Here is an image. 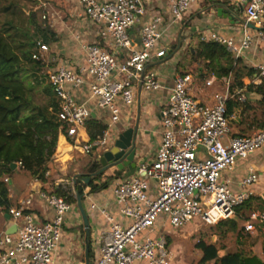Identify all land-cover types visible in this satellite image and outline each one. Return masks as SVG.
Masks as SVG:
<instances>
[{"label": "built area", "instance_id": "1", "mask_svg": "<svg viewBox=\"0 0 264 264\" xmlns=\"http://www.w3.org/2000/svg\"><path fill=\"white\" fill-rule=\"evenodd\" d=\"M33 12L41 11L47 20V3L32 0ZM151 1L163 3L167 15L157 13L146 17ZM239 6L245 17L244 36L240 48L226 41L217 32L200 35V42L224 44L234 55L249 48L252 37L248 24L258 28L264 19V0H228ZM198 0H79L86 18L98 27L99 41L84 45L85 63L73 71L65 66L53 67L48 45L39 43L37 60L45 64L44 78L59 100L57 123L68 137H75L91 118V104L109 112L110 120L101 137L85 146L89 154L93 148L109 149L110 135L120 120L121 108L136 105L137 91L146 93L163 88L158 67L170 54L162 39L165 31L181 25ZM205 10L197 15H204ZM139 28V45L133 42L130 30ZM155 58L156 61H151ZM264 85V64L259 66ZM216 77L204 80L211 87ZM194 78L189 73H176L166 99L159 110L161 142L150 162L139 164L138 175L122 180L114 189L118 214L127 222H116L105 209L90 205L108 224L97 235V253L93 264H175L167 248L165 227L183 229L194 222L214 226L235 217L236 209L252 195L251 186L258 182L255 173H248L234 192L224 175L231 173L239 160L247 159L264 147V125L250 136H232L226 117L225 102L229 92L211 96V104H204L192 95ZM84 88L85 100H78L75 92ZM240 90L235 91L239 95ZM238 100L244 102V95ZM16 168H21L17 163ZM144 174V176H140ZM8 178L4 182L8 183ZM153 183V186L151 185ZM74 194L73 188H71ZM90 189L83 191L87 196ZM38 198L53 210L50 221L40 223L29 211L32 198L19 200L6 214L14 234L0 231V264H52L62 226L70 205L54 194L39 192ZM258 229L264 233V213L252 212L243 225L245 234Z\"/></svg>", "mask_w": 264, "mask_h": 264}, {"label": "crops", "instance_id": "2", "mask_svg": "<svg viewBox=\"0 0 264 264\" xmlns=\"http://www.w3.org/2000/svg\"><path fill=\"white\" fill-rule=\"evenodd\" d=\"M44 1L47 3L48 25L58 39L54 44H47L49 56L55 60L52 66H65L77 72L85 63L84 45L99 41L98 27L86 18L79 5V0ZM218 8H222L229 19L217 16L216 9ZM200 10H205V14L202 16L197 15ZM157 13L164 17L163 27L165 28L168 19L163 3L149 2L146 6V17H153ZM245 22L241 8L230 4L228 0H198L181 25L172 26L164 33L162 45L170 51V54L166 57L165 64L158 67L160 83L163 88L148 93L138 89L136 105L129 109L121 108L120 120L111 131L113 137L109 148L121 132L138 127L134 162L138 166L141 163L153 160L161 142L159 110L162 102L167 97L168 88L171 87L176 73L191 74L183 71L185 66L182 65V60L185 54L189 56V66H193L197 71V74L193 75L192 95L204 104H211V96L214 91H221L222 94H225L228 91L230 78L217 79L211 87H205L204 80L208 77L205 79L199 77L202 64L192 62L191 55L194 54V49L200 43V35L208 31L217 32L226 41H231L234 47L240 48L244 36L243 26ZM248 29L252 41L249 48L241 52V59L247 67L258 69L261 64H264V19L259 31L249 27ZM132 31L134 45L138 47V31L136 28ZM242 82L244 88L235 91L240 90L243 92L246 101L245 106L237 108L234 115L228 119L232 136H250L255 133L258 130L256 120L260 119L262 109L260 103L262 97L256 92V87L262 83L259 72L252 78H243ZM75 95L78 100H85L87 91L81 88L75 92ZM91 109V117L107 126L110 120L109 112L98 109L94 104H91ZM88 143L90 141L86 132V124L75 137H68L65 132L60 133L54 154L48 164L49 170L46 173L48 180L46 183H40L30 178L27 179L25 185L22 184L19 189L12 190L11 187L14 186L12 176L7 177L10 186L7 198L11 201L12 206L16 205L19 200L32 198L29 212L40 223L50 221L54 213L51 208L39 200L38 193L33 192L35 184H39L40 192L46 193H50L52 187L59 186L75 189L76 184L74 185V181L76 182L77 179H83V191L89 187V193L82 198V206L91 221L89 235L86 234L77 205L70 206V212L66 215L65 223L62 226L61 240L52 255V264H86L87 259L94 261L97 253V235L101 230H107L108 224L101 215L90 209L91 204H95L99 209H105L116 222L121 224L127 222L118 214V204L113 197V189L122 180L133 175L124 171L119 172L116 168L110 167L103 172L99 181L94 182L95 185L109 183L108 187L92 192L89 183H85V179L88 178L90 182L95 177V174H91L89 169L93 163H100L103 150L93 148L89 154H86L83 151V146ZM15 171L22 172L19 168H16ZM250 172L255 173L258 177V182L251 186L253 210L261 212L260 205L262 203L260 201L264 202V147L253 156L239 160L234 170L225 174L224 178L229 180L231 190L236 192L240 188L239 183ZM151 185L153 186L152 182ZM27 193H33L35 198L33 195L28 196ZM233 219H236V216ZM196 224L197 222H194L188 224L187 227L197 229ZM243 225L244 222L238 225L237 230L234 232L227 231L225 226L222 228L224 253L219 255L242 252L245 255H252L264 263L263 233L258 229L252 234H245ZM167 228L168 226L165 227V229ZM0 231L8 234L15 233V228L10 225L6 214H0Z\"/></svg>", "mask_w": 264, "mask_h": 264}, {"label": "trees", "instance_id": "3", "mask_svg": "<svg viewBox=\"0 0 264 264\" xmlns=\"http://www.w3.org/2000/svg\"><path fill=\"white\" fill-rule=\"evenodd\" d=\"M32 0H0V177L11 175L12 164H21L20 170L40 183H46L48 178V164L52 158L58 135L64 132L57 123L59 100L53 87L44 78L45 64L34 58L37 55L38 44H54L58 41L46 21H41L37 12L27 11ZM41 40H37V35ZM191 61L201 63L202 70L199 77L214 76L216 79H228L229 97L225 102L226 117L230 119L237 108L245 106V101L238 100L241 92L235 94L236 89L244 88L243 78L257 75L259 70L247 67L241 58L235 55L222 43L209 41L200 42L191 55ZM249 90V89H247ZM261 95L260 119L256 120L257 129L264 125V85L256 87ZM37 96L43 98L37 100ZM244 112V110H243ZM106 125L94 118L86 122V132L89 141H95L106 130ZM243 136V135H237ZM101 164L95 162L89 172L95 174L89 182L91 191H99L108 187L109 183L95 185L103 173L97 174ZM83 179H77L75 191L83 196ZM9 183L0 179V207L9 209L12 206L7 198ZM48 194L61 197L72 206L76 205V197L70 188L52 187ZM253 198L250 197L243 205L236 209V219H228L216 224L221 229L234 232L238 228V221L246 222L253 210ZM264 213V202L260 201ZM259 212V211H258ZM263 254H264V233ZM204 248V262L213 264H264L252 255L242 252L219 255L214 247Z\"/></svg>", "mask_w": 264, "mask_h": 264}, {"label": "rangeland", "instance_id": "4", "mask_svg": "<svg viewBox=\"0 0 264 264\" xmlns=\"http://www.w3.org/2000/svg\"><path fill=\"white\" fill-rule=\"evenodd\" d=\"M34 7V3L29 4L26 10H32ZM37 13L41 18V11H38ZM41 21H46L48 24V20H42L41 18ZM36 37L37 40H41L39 34ZM189 60V56L185 54L182 60V65L185 66V69L183 71L190 72L195 76L197 74L196 68L191 65L189 66ZM218 93H221V91H214V94ZM37 100L42 101L43 98L37 96ZM112 137L113 135L111 134L109 137L110 141L112 140ZM9 176L10 175L5 174L1 176L0 179L4 180ZM11 176L14 182V186L11 187L12 190L16 188L19 189L20 186L22 187V184L25 185L27 179L31 178L27 173L15 170L13 171ZM18 192L20 193V190ZM24 192L26 191L24 190ZM27 195H33V197L35 198V195L33 193H27ZM242 223V221H238V225H241ZM196 228L197 229H195L194 227L186 226L180 230H171L168 228L165 229L167 248L175 264H213V262H204V248L203 246H200L201 244H203L205 247H214L215 249L219 250V254L224 253V236L222 235L221 229H217L214 226H208L199 222H197Z\"/></svg>", "mask_w": 264, "mask_h": 264}, {"label": "water", "instance_id": "5", "mask_svg": "<svg viewBox=\"0 0 264 264\" xmlns=\"http://www.w3.org/2000/svg\"><path fill=\"white\" fill-rule=\"evenodd\" d=\"M216 14L219 17L227 18V15L224 14V11L222 8L216 9ZM248 27L253 30H260V28L255 27L252 24H248ZM137 31H139V28H136ZM129 33L132 35L133 31L130 30ZM151 61H156L155 58L151 59ZM137 132L138 127L133 129H127L123 132H121L118 137L115 139L114 143L111 145V147L101 154L100 157V164L101 169L97 172V174L103 173L105 170H107L110 167L116 168L117 171L125 173L128 172L131 175H138V167L136 162H134V156H135V142L137 139ZM11 169L14 171L16 169V164L11 165ZM140 176H144V174H141ZM85 183H89V179H85ZM76 182L74 181V185ZM74 190V195L76 197V205L78 207L79 213L82 217L84 228L86 230V234L89 235L90 232V219L88 218V215L82 206V198L83 196L80 195L77 191ZM34 193H39L40 188L39 184H35L33 188ZM234 217H232L233 219ZM88 252V250H87ZM86 264H93L92 259H87Z\"/></svg>", "mask_w": 264, "mask_h": 264}]
</instances>
